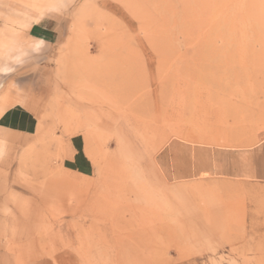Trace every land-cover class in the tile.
<instances>
[{"label":"rangeland","instance_id":"1","mask_svg":"<svg viewBox=\"0 0 264 264\" xmlns=\"http://www.w3.org/2000/svg\"><path fill=\"white\" fill-rule=\"evenodd\" d=\"M0 19L51 22L0 41V116L27 125L0 131V264H264V183L213 173V148L264 137V0H0Z\"/></svg>","mask_w":264,"mask_h":264},{"label":"crops","instance_id":"2","mask_svg":"<svg viewBox=\"0 0 264 264\" xmlns=\"http://www.w3.org/2000/svg\"><path fill=\"white\" fill-rule=\"evenodd\" d=\"M50 28L51 22L45 19L35 21L22 31H18L9 21L0 19V41L14 42V44H25L35 40L45 41V38L50 37L48 34ZM26 126L25 110L20 107L4 111L0 116L1 132H24L22 130H25ZM213 173L226 178L240 177L264 183V137L250 147L213 148ZM4 199L5 197L0 193V208L4 204Z\"/></svg>","mask_w":264,"mask_h":264},{"label":"bare ground","instance_id":"3","mask_svg":"<svg viewBox=\"0 0 264 264\" xmlns=\"http://www.w3.org/2000/svg\"><path fill=\"white\" fill-rule=\"evenodd\" d=\"M206 26V25H205ZM200 27V26H199ZM204 29V28H203ZM87 109V108H86ZM169 185V184H168Z\"/></svg>","mask_w":264,"mask_h":264}]
</instances>
